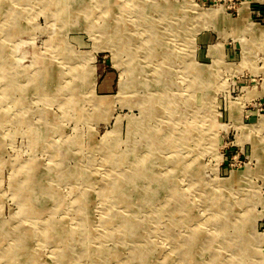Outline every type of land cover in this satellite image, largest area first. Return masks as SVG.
I'll return each mask as SVG.
<instances>
[{
  "label": "rangeland",
  "instance_id": "rangeland-1",
  "mask_svg": "<svg viewBox=\"0 0 264 264\" xmlns=\"http://www.w3.org/2000/svg\"><path fill=\"white\" fill-rule=\"evenodd\" d=\"M0 264H264V0H0Z\"/></svg>",
  "mask_w": 264,
  "mask_h": 264
},
{
  "label": "bare ground",
  "instance_id": "bare-ground-1",
  "mask_svg": "<svg viewBox=\"0 0 264 264\" xmlns=\"http://www.w3.org/2000/svg\"><path fill=\"white\" fill-rule=\"evenodd\" d=\"M1 48V47H0Z\"/></svg>",
  "mask_w": 264,
  "mask_h": 264
}]
</instances>
